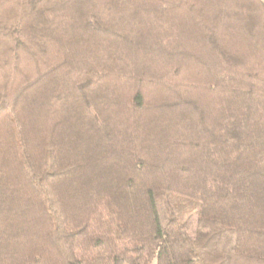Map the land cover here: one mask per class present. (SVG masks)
I'll use <instances>...</instances> for the list:
<instances>
[{"label":"trees","instance_id":"trees-1","mask_svg":"<svg viewBox=\"0 0 264 264\" xmlns=\"http://www.w3.org/2000/svg\"><path fill=\"white\" fill-rule=\"evenodd\" d=\"M152 262L264 264V0H0V264Z\"/></svg>","mask_w":264,"mask_h":264},{"label":"rangeland","instance_id":"rangeland-1","mask_svg":"<svg viewBox=\"0 0 264 264\" xmlns=\"http://www.w3.org/2000/svg\"><path fill=\"white\" fill-rule=\"evenodd\" d=\"M194 221V218L190 221V224L192 225ZM152 264H154V262H152Z\"/></svg>","mask_w":264,"mask_h":264}]
</instances>
